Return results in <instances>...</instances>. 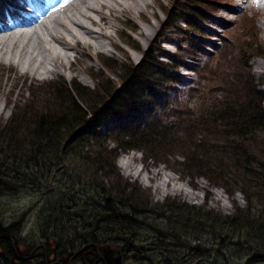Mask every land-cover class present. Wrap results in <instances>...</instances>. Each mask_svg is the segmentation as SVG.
Wrapping results in <instances>:
<instances>
[{
  "label": "trees",
  "instance_id": "16d2710c",
  "mask_svg": "<svg viewBox=\"0 0 264 264\" xmlns=\"http://www.w3.org/2000/svg\"><path fill=\"white\" fill-rule=\"evenodd\" d=\"M186 3L187 0H178L170 11L166 10V28L171 26L174 18H181L179 12ZM197 14H200V11L195 15ZM187 23L190 32L202 35L195 23L189 20ZM253 30L251 24V36ZM237 42L239 43L226 44L224 49L227 51H220L216 62L219 63L221 56L235 47L243 49L246 60L239 62L240 73L237 75L234 72L235 77L229 78L227 71L213 69L209 77L216 81H230L226 85L218 82L217 88H222L221 100L215 101L216 97L207 102L203 98L201 107L204 109L199 114L190 113L174 127L158 124L142 128L133 120L131 125L121 126L111 139L98 133L104 122L103 118L120 116L124 120L132 115L136 116L142 109L145 110L155 99L156 93L166 86L171 67L169 64L153 60V49L145 53L142 64L125 67L120 89L111 84L108 78L102 81L96 78L97 84L93 91L75 81L71 83L70 89L56 88L55 105L54 102L44 104L43 111L30 119L17 118L14 115L0 127V183L5 184L9 180L13 183L28 184L34 187V190L40 191H44L40 187L49 190L52 184L57 185L51 176L39 182L37 179L40 178L38 174L41 172L33 175L31 170L34 165L31 166L28 161L22 167L19 162L20 154L28 156L27 159L40 165L41 169L42 160L49 162L50 171L64 166L67 173L62 182L64 185L57 186L67 191L70 188L69 183L74 181L72 178L77 175L76 168L89 167L91 175L88 180L90 179L91 187L97 191L100 189L106 196V192L110 193L109 201L117 208L107 207L102 215L85 214L90 217L84 216V221L75 222L74 218L84 215L73 212L76 207L71 204L75 199H68L71 204L67 205V208H60L62 202L58 204V200L51 213L53 219L48 221V226H56V238L52 239L58 241V248H61L63 240L68 241L70 255L84 249L79 257L85 252L95 257L100 254L99 260L102 264H123L117 259L115 251L109 247L119 245L122 255H134L136 252L144 253L145 257L147 255L139 243H136V249L134 248L132 243L137 235L133 238L131 234L121 230L126 224L131 225L125 223L128 217L121 215L125 220L122 221L112 213L127 206H134V198L125 196L126 188H120L126 186H123L120 175L116 173V161L120 152L131 150L143 152L146 158H157L158 150L161 148L160 154L164 147H171L178 133L182 138L185 137L187 142L190 141L187 153L183 154L185 160L182 165L193 169L196 175H201L212 184L225 188L230 196L241 193L246 206L241 208L234 202L235 212L230 216L213 212L200 214L197 210L190 219L184 217L180 208L171 209L174 217L168 219V216L162 215L168 220L169 226L163 234L158 231L154 240L159 242L152 244L155 246V253L164 247V252H159L158 264H228L233 261L232 258L229 261L223 259L222 263L219 259L217 261L212 253L225 255L224 248L233 246L227 242L234 240L241 241V247L252 257L250 262L238 264H264V208L258 211L259 206L264 207V164L258 160L254 151L258 144L250 146L248 143L253 139L250 135H254L256 142L262 143L257 136L261 137L264 133V96L258 90L249 66V55L255 54L254 44L249 45L246 40ZM225 59L224 57L222 60ZM107 60L110 61L108 58ZM112 144L116 146L111 148ZM65 160L67 163H62ZM72 190L74 191V186ZM148 212L151 211H142L143 214ZM114 227L118 229L114 230ZM0 230V236L3 237L0 241L7 242L8 234L4 233V230L8 229ZM129 239L132 243H127ZM43 248L46 251V248Z\"/></svg>",
  "mask_w": 264,
  "mask_h": 264
},
{
  "label": "rangeland",
  "instance_id": "374dc122",
  "mask_svg": "<svg viewBox=\"0 0 264 264\" xmlns=\"http://www.w3.org/2000/svg\"><path fill=\"white\" fill-rule=\"evenodd\" d=\"M149 1L151 6L146 10L145 15H138V12H135L132 18L121 16L123 22L128 19L131 20L128 26L134 27V30L129 29L130 27L125 28L124 23L113 22L123 29L124 34L115 33L113 29L109 30V33L113 35L114 41L118 44L109 47L112 51L111 54H104V51H98L93 48L90 50L92 58L83 56V62L75 64L72 71L62 69L59 74L49 75V80L33 81L24 79V77H21V73L13 70L9 65L0 63V127L4 126L14 115L17 118L25 117L30 119L40 113V111H43L44 104L49 105V103L54 102L55 105L54 92L56 88L70 89L73 81L93 91L97 84L96 78L101 81L108 78L111 84L118 87L122 73L126 70L125 67L132 64L135 67L142 63L141 52L149 51L154 35L159 30L160 21L162 22L165 19V15L162 13L163 9L171 8L174 2L173 0ZM220 2L221 6L218 4L220 7H216L215 13L206 14L205 22L202 23L204 30H200L202 33L201 37H192L190 34L181 35L180 32H183L182 30L171 28L166 37L158 40L162 45L161 50L155 56L157 61L171 63L170 58L166 54L175 53L179 44L182 45L184 51L180 53V56L187 55L185 56L186 58L184 57L185 59L181 60L185 67L178 68L175 72L174 77H176V80L173 81L174 84L169 82L164 92L156 96V99H158L171 89L165 96V102L159 101V104L155 102L147 110L142 109L136 116L132 115V117L124 118V120L120 116L114 117V121L111 120L112 117L103 118L104 122L98 130L99 134L111 139L121 126L131 125L133 120L142 128L158 124L167 127L176 126L183 120L185 112L199 114L204 109V107H201L203 98L207 102L213 98L216 99V97L215 101L221 100L220 91L222 88H217L218 82L220 83L221 81V83L223 82L226 85L230 81L227 79L216 81L209 77L213 69L216 71L222 70V72L227 71L229 78L235 77L234 72L237 75L240 73L239 62L246 60L243 49L239 50L235 47L232 51L222 55L219 63L218 61L215 63L216 58H219L218 54L222 46L237 44L239 43L237 41L246 40L247 44H254L255 54L251 58L249 66L259 84H261V92L264 95V58L258 56L264 57V0H259V2H254V0H220ZM143 18L148 22H143ZM241 19H243V23H241ZM245 20L248 23H244ZM250 24L254 27L252 36ZM181 25L184 28L186 27L184 23ZM152 27L154 29L150 32L149 39L144 40L140 34L141 31L148 33ZM129 40H133L134 44L137 43L136 45L141 49V54L126 45ZM104 42L107 43L108 41ZM222 51L226 52L227 50L225 48ZM100 54L104 56L105 61L104 59L103 61L109 66H106L100 61L101 59L96 57ZM224 57L226 59L223 61ZM249 57L251 56L249 55ZM71 60L74 62V57ZM259 65L263 67L261 71L258 68ZM12 88L13 90L11 91ZM192 89H195L193 94ZM8 98L10 101L6 104ZM163 98H160V100ZM165 103L169 107L161 110L157 109L161 104ZM150 108L151 110L155 109L153 113L157 114L156 116H150ZM250 137L253 139L248 142L249 145L258 144L255 148L256 150H253L256 151L258 160L264 164V133L261 137L257 136L262 143L256 142L254 135H250ZM189 143L190 141L187 142L185 137L182 138V135L176 133L171 147H164L165 149L159 154L160 148L157 158H151L152 160H145L142 153L125 154L124 151L120 152L115 164L116 173L120 175V181H122L123 186H126L120 187L126 188L125 196L134 198V206H127L112 213L122 221L125 220L122 219L121 215L124 218L128 217L125 223H131V225L126 224L122 231L131 234L133 238L137 235L136 239L140 240L133 239L132 243L129 239L127 243L131 242L134 244L135 249L136 243H139L145 249L143 251L147 255L145 257L144 253L139 252L134 255H122L119 245L109 247L115 251L117 258L119 256L117 252L119 251L120 261L123 264H158V261H160L158 256L164 252V247L156 250L158 252L155 253L153 248L155 243L159 241L154 239L158 235V231L163 234L169 226L168 220L163 218L162 215L165 214L168 219L174 217L173 212L170 211L171 209L180 208L184 217L190 219L197 210L200 211V214L213 212L214 214L230 216L235 212L234 202L241 208L246 206L245 198L241 193L238 192L230 196L225 188L212 184L201 175H196L193 169L182 165L185 160L183 154L187 153V145ZM115 146L116 144H112L111 148ZM27 157L25 154H20V165L22 167L25 166L27 161L31 166L34 165L33 170H31L33 175H36V172H41V174H38L40 178L37 180L39 182H42L43 179H49V176H51L57 185H64L62 182L67 174L64 166H60L58 170L50 171L48 170L49 162H43L44 160L41 159L40 163H43V169H41L40 165H36L32 160H28ZM133 158L136 160L132 161ZM126 159L129 160L128 162L131 161V163L126 165ZM62 163H67V161H62ZM73 164L76 165V163ZM141 168L144 169L143 172L139 171ZM156 172L159 175L152 178V173ZM76 173L77 175L72 178L74 180L73 183H69L68 187L70 188L68 191L67 189H59L57 185L53 186V184L49 187V190H45V187H40L44 190L40 191L39 189L34 190V187L28 186V184L13 183L9 180L5 184L0 183V228L8 229V231L4 230V233L8 234L6 235L7 240L4 239L7 242L0 241V264H102L99 260L100 254L96 257L89 255L87 252L83 253L81 257L75 256L76 253L70 255L67 246L69 243L66 240H63L61 248H58V241L55 239L56 234L54 233L56 226H48L49 219H53L51 213L55 209L54 204L58 200H60L58 204L62 202L60 208H67V205L71 204L68 199L72 201L73 199L85 198L88 202H85L84 215L81 217L83 219H85L84 216L86 218L90 217L85 214L100 213L102 215L106 212L100 210L97 202H100L99 204H103L105 207L113 206L112 202L109 201L111 198L110 193L106 192L108 195L106 196L100 189L97 191L91 187V183L89 184L90 179L88 180V177L90 178L91 175L89 167L78 166ZM170 175L176 177L177 181L169 182L167 186H163V179ZM148 177L150 180H147ZM51 180L53 181V179ZM158 183L160 187H157ZM73 186L74 191L72 190ZM162 187H165V189H162ZM172 187L184 188L187 191H191L195 196L190 198L182 193L170 192ZM263 208V206H259L258 211L263 210ZM144 209L153 211V213L143 214L142 211ZM77 212L80 213L79 210ZM83 219L82 221H84ZM52 237L55 238L52 239ZM1 238L3 237L0 236ZM170 242L172 243V241ZM227 243L233 246L224 248L223 252H225V255L212 253L213 256H216L217 261L219 259V261L221 260L224 263L223 259L229 261L232 258L233 261H229L228 264H238L239 262L248 263L252 260V257L248 256L244 248L239 244L241 241L234 240ZM150 245H152V248L149 247ZM43 247L46 248V251ZM138 249L140 248L138 247Z\"/></svg>",
  "mask_w": 264,
  "mask_h": 264
},
{
  "label": "bare ground",
  "instance_id": "6f19581e",
  "mask_svg": "<svg viewBox=\"0 0 264 264\" xmlns=\"http://www.w3.org/2000/svg\"><path fill=\"white\" fill-rule=\"evenodd\" d=\"M5 2L6 6L3 0H0V22L6 24L2 26L0 23V63L9 65L21 73V77L33 81L49 80V75L59 74L62 69L72 71L75 64L83 62V56L92 58L90 50L93 48L104 51V54H111L109 47L118 44L109 30L124 34L118 24L131 20L123 22L121 16L132 18L135 12H138V15H145L151 6L149 0H57L47 8L46 1L42 0L38 1L40 16L34 17L21 11L30 12L22 7L25 4L30 6L31 0ZM17 13L22 14L20 17H28V21H17ZM153 29L154 27L148 33L141 31L144 40L149 39ZM72 57L75 59L74 62L71 60ZM258 68L261 71L263 67L259 65ZM9 101L8 98L6 104ZM130 163L131 161H126V165ZM158 175L157 172L152 173V178ZM163 180V186H167L169 182L177 181V178L170 175ZM157 187H160L159 183ZM170 192L182 193L190 198L195 196L184 188L172 187ZM86 201L85 198L76 199L72 206L78 209H73V212L79 210L84 214ZM99 203L97 202L100 210L106 211L107 207ZM82 219L76 217L74 221L79 222Z\"/></svg>",
  "mask_w": 264,
  "mask_h": 264
},
{
  "label": "water",
  "instance_id": "95a60500",
  "mask_svg": "<svg viewBox=\"0 0 264 264\" xmlns=\"http://www.w3.org/2000/svg\"><path fill=\"white\" fill-rule=\"evenodd\" d=\"M117 253H118V255L120 254L119 251ZM118 259H121L120 255H119Z\"/></svg>",
  "mask_w": 264,
  "mask_h": 264
},
{
  "label": "snow or ice",
  "instance_id": "6c2138e0",
  "mask_svg": "<svg viewBox=\"0 0 264 264\" xmlns=\"http://www.w3.org/2000/svg\"><path fill=\"white\" fill-rule=\"evenodd\" d=\"M254 2H259V0H254Z\"/></svg>",
  "mask_w": 264,
  "mask_h": 264
},
{
  "label": "flooded vegetation",
  "instance_id": "af4514ba",
  "mask_svg": "<svg viewBox=\"0 0 264 264\" xmlns=\"http://www.w3.org/2000/svg\"><path fill=\"white\" fill-rule=\"evenodd\" d=\"M79 255H81V253ZM79 255H77V256H79Z\"/></svg>",
  "mask_w": 264,
  "mask_h": 264
}]
</instances>
